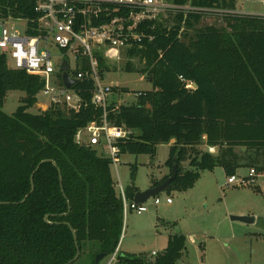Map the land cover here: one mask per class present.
Listing matches in <instances>:
<instances>
[{"label": "trees", "instance_id": "trees-1", "mask_svg": "<svg viewBox=\"0 0 264 264\" xmlns=\"http://www.w3.org/2000/svg\"><path fill=\"white\" fill-rule=\"evenodd\" d=\"M169 1L236 10L235 0ZM33 6L0 0V19L10 9L36 25ZM203 16H176L167 33L158 24L154 42L136 52L146 66L125 67L146 75L152 90L132 105L109 108L112 124L136 132L122 154L154 158L157 147L173 142L170 173L152 185L163 184L177 166L168 192H186L202 172L218 167L228 178L243 167L264 175V16L235 15L222 18L224 26H200ZM7 60L0 55V264H77L85 258L97 264L98 255L109 257L118 248L125 218L110 160L75 143L77 132L102 115L90 104L93 87L75 86L88 102L78 113L53 104L33 114L44 82ZM193 83L197 89L189 87ZM10 92L25 94L13 115L2 109ZM138 192L135 186L125 191L129 200ZM185 249V236L173 235L152 259L120 253L117 264H177Z\"/></svg>", "mask_w": 264, "mask_h": 264}, {"label": "built area", "instance_id": "built-area-1", "mask_svg": "<svg viewBox=\"0 0 264 264\" xmlns=\"http://www.w3.org/2000/svg\"><path fill=\"white\" fill-rule=\"evenodd\" d=\"M15 1L32 2L38 18L36 25H32L35 21L31 23L29 19L14 16L8 9L7 17L0 19V55L12 59L15 64L13 69L40 77L44 82L41 94L49 99L50 105L60 104L71 111L80 112L87 108L88 102L83 97L85 91L75 89V86L79 83L91 84L90 104L102 115L98 121L77 132L75 143L97 150L99 156L110 160L115 169L121 164L122 144L135 137L136 132L109 121L110 102L114 89L118 88L116 83L109 82L110 73L126 71L128 62L144 68L146 59L140 60L136 52L146 51L154 42L158 24L163 25L166 33L169 32V21L176 16L187 18L191 14H204L224 18L248 15L230 9H202L190 3L176 5L169 0ZM258 1L264 4V0ZM20 24L25 25L23 30L17 29ZM123 62V67H115V64ZM62 68L75 81L70 89L63 82ZM189 87L193 88L192 84ZM142 94L135 93V98ZM208 150L215 153L213 147ZM255 177V171L250 170L246 178H228L227 185H245L246 180ZM118 189L124 218L130 212L138 215L147 212L146 203L129 200L121 185ZM166 203L172 204V200L167 199ZM154 204L158 206L161 201L156 198ZM120 244L106 258L105 264H117Z\"/></svg>", "mask_w": 264, "mask_h": 264}, {"label": "rangeland", "instance_id": "rangeland-1", "mask_svg": "<svg viewBox=\"0 0 264 264\" xmlns=\"http://www.w3.org/2000/svg\"><path fill=\"white\" fill-rule=\"evenodd\" d=\"M236 11L252 16H264V4L258 0H235ZM224 26L218 15H205L200 26ZM24 24L17 25L23 30ZM8 66L14 68L12 59ZM125 63L115 64L123 67ZM109 82L116 83L113 91L116 107L132 105L135 93L152 90V84L140 72L112 71ZM126 89L128 93L123 92ZM25 94L10 92L2 109L13 115ZM49 99L40 95L33 114L46 111ZM170 145L157 147L156 156L122 154L118 169L111 166V174L119 192L135 186L141 192L152 187L170 173L166 166ZM135 170L136 177L132 178ZM250 168H241L236 177H248ZM228 177L221 167L201 173L193 188L186 192L166 191L146 202L147 212L138 215L130 212L124 219V232L120 244L121 254H131L152 259V254L162 253L169 236L183 235L186 249L177 264H264V175L248 179L245 185H227ZM259 189V191L257 190ZM161 204L156 206L155 199ZM171 199L172 204L166 200ZM232 217L252 218L250 224L233 221ZM106 259L99 264H105ZM77 264H83L79 261Z\"/></svg>", "mask_w": 264, "mask_h": 264}, {"label": "water", "instance_id": "water-1", "mask_svg": "<svg viewBox=\"0 0 264 264\" xmlns=\"http://www.w3.org/2000/svg\"><path fill=\"white\" fill-rule=\"evenodd\" d=\"M62 71H63V74H62L63 82H64L65 86L68 89L72 88L75 85V81H73L69 78L65 68H62ZM192 87L194 89H197V84L193 83ZM176 178H177V166H174L172 169V175L163 184H161L157 187H151L150 189L143 191V192H141V191L138 192L133 199L134 202L138 203V204H145L150 198H155V197L159 196L161 193L168 191L171 188L172 183ZM32 180H33V178H32ZM32 185H33V181H32ZM33 189H34V187H32L31 192L33 191ZM231 220L239 221V222H243V223H247V224H250L251 221H253V219L249 218V217H232ZM72 232L74 235L76 246L78 248L77 237H76L75 231L73 229H72ZM79 256H80V251L78 249L77 255L73 261L75 262L76 260H78ZM106 258H107V255H105V254L98 255L96 257V263L99 264L100 262H102Z\"/></svg>", "mask_w": 264, "mask_h": 264}, {"label": "crops", "instance_id": "crops-1", "mask_svg": "<svg viewBox=\"0 0 264 264\" xmlns=\"http://www.w3.org/2000/svg\"><path fill=\"white\" fill-rule=\"evenodd\" d=\"M111 104L112 103H115V101L113 100V97H112V99H111V102H110ZM173 144V142L171 143V144H169L170 146ZM155 253V252H154ZM83 261V264H90V262L85 258V259H83L82 260Z\"/></svg>", "mask_w": 264, "mask_h": 264}]
</instances>
